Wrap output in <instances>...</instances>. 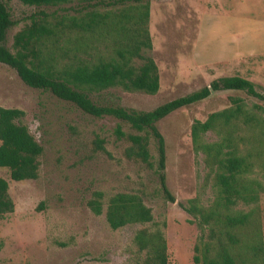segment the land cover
I'll return each instance as SVG.
<instances>
[{"label": "rangeland", "instance_id": "1", "mask_svg": "<svg viewBox=\"0 0 264 264\" xmlns=\"http://www.w3.org/2000/svg\"><path fill=\"white\" fill-rule=\"evenodd\" d=\"M3 1L14 23L6 33L7 48L12 36L38 11L58 14L74 5L37 8ZM148 6L151 49L144 55L156 65L157 92L110 88L91 94L95 103L149 111L213 79L234 75L264 94V0H151ZM230 99H238L243 109L264 120L263 103L242 92L221 91L157 123L165 145V185L174 198L170 203L155 173L157 155L151 137L149 166L128 159L124 149L129 143L115 134L116 126L133 134L125 124L111 117L94 118L49 92L29 88L0 63V107L20 110L19 122L42 149L35 179L14 182L7 169L0 168L13 204L12 212L0 215V264H139L145 252L137 248L134 237L143 229L161 232L168 264H202L201 241L207 237L188 222L177 204L198 198L205 207L215 187L202 155L192 149L189 129L193 121L202 122L209 114L231 107ZM232 125L240 150L254 158L252 177L264 186V136L239 122ZM203 138L215 139L213 133ZM95 193L102 196L98 215L87 206ZM117 193L139 196L151 221L110 229L105 209ZM234 209L253 210L264 264V192L254 205L238 204Z\"/></svg>", "mask_w": 264, "mask_h": 264}, {"label": "trees", "instance_id": "2", "mask_svg": "<svg viewBox=\"0 0 264 264\" xmlns=\"http://www.w3.org/2000/svg\"><path fill=\"white\" fill-rule=\"evenodd\" d=\"M17 1L37 8L74 5L62 8L58 14L38 11L12 36L11 47L7 48L6 33L14 23L0 0V63L12 69L29 88L49 92L94 118L111 117L125 124L134 133L124 134L116 126L115 134L129 143L124 149L128 159L149 166L151 137L157 155L155 173L164 199L170 203L174 198L165 185V145L157 123L215 92L238 91L264 104V94L252 82L234 75L213 79L207 86L149 111L99 105L90 95L106 89L149 95L158 90L156 65L144 55L151 49L147 29L151 0ZM100 47L102 51L98 53ZM230 101L231 107L209 114L202 122L193 121L189 129L193 151L202 155L212 172L213 199L205 207L198 198L177 206L189 217L188 222L207 237L201 241L202 264H261L262 244L253 210L244 212L234 207L254 205L264 186L252 177L254 158L250 152L242 153L230 127L239 122L264 136V120L243 109L238 99ZM22 115L20 110L0 107V168L7 169L14 182L37 177V159L42 152L27 127L19 122ZM206 133H213L215 139L204 140ZM101 197L95 193L87 202L95 215L100 213ZM12 209L7 182L0 178V215ZM105 220L115 230L126 224L150 222L151 214L139 196L117 193L107 201ZM134 239L137 248L145 252L139 264H168L160 231L139 230ZM197 261L193 257V263Z\"/></svg>", "mask_w": 264, "mask_h": 264}]
</instances>
